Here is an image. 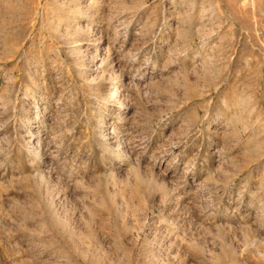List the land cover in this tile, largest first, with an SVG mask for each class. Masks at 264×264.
Instances as JSON below:
<instances>
[{
	"label": "rangeland",
	"instance_id": "obj_1",
	"mask_svg": "<svg viewBox=\"0 0 264 264\" xmlns=\"http://www.w3.org/2000/svg\"><path fill=\"white\" fill-rule=\"evenodd\" d=\"M0 264H264V0H0Z\"/></svg>",
	"mask_w": 264,
	"mask_h": 264
},
{
	"label": "bare ground",
	"instance_id": "obj_2",
	"mask_svg": "<svg viewBox=\"0 0 264 264\" xmlns=\"http://www.w3.org/2000/svg\"><path fill=\"white\" fill-rule=\"evenodd\" d=\"M183 44H184V43H183ZM182 50H183V49H182ZM97 55H98V54H97ZM97 55H95V57H97ZM99 65H100V64H99ZM145 92H149V90H148V89H145L143 95H146ZM110 93H113V92L111 91ZM120 103H121V102H120ZM36 150H37V154H39V152H40L41 149H40L39 146H36ZM123 150H127V148H126V149H123ZM37 154H36V155H37ZM124 154H125V153H124ZM125 155H126V154H125ZM135 174H136V173H135ZM255 239H257V238H255ZM260 242H261V241H260ZM255 245H256V244H255ZM255 245H254V246H255ZM256 247H257V246H256ZM256 247H255V248H256ZM261 252H262V251H261Z\"/></svg>",
	"mask_w": 264,
	"mask_h": 264
}]
</instances>
